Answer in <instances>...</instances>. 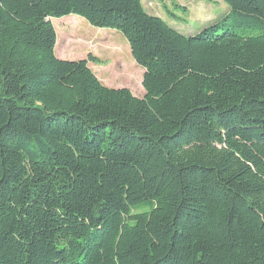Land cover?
I'll use <instances>...</instances> for the list:
<instances>
[{
    "label": "trees",
    "instance_id": "16d2710c",
    "mask_svg": "<svg viewBox=\"0 0 264 264\" xmlns=\"http://www.w3.org/2000/svg\"><path fill=\"white\" fill-rule=\"evenodd\" d=\"M222 1L187 37L141 0H0V264H264V0ZM69 15L143 97L55 56Z\"/></svg>",
    "mask_w": 264,
    "mask_h": 264
},
{
    "label": "rangeland",
    "instance_id": "374dc122",
    "mask_svg": "<svg viewBox=\"0 0 264 264\" xmlns=\"http://www.w3.org/2000/svg\"><path fill=\"white\" fill-rule=\"evenodd\" d=\"M141 4L147 14L161 18L187 37L221 19L228 10L222 0H141ZM51 22L56 32L54 54L58 59L72 61L91 56L88 67L104 86L128 89L134 96L143 97V70L133 61L120 33L90 26L74 15ZM62 53L63 57L57 56Z\"/></svg>",
    "mask_w": 264,
    "mask_h": 264
},
{
    "label": "crops",
    "instance_id": "0c3cea01",
    "mask_svg": "<svg viewBox=\"0 0 264 264\" xmlns=\"http://www.w3.org/2000/svg\"><path fill=\"white\" fill-rule=\"evenodd\" d=\"M226 12H227V11H226ZM57 56L61 58V57H63V53H62L61 55H57Z\"/></svg>",
    "mask_w": 264,
    "mask_h": 264
},
{
    "label": "water",
    "instance_id": "95a60500",
    "mask_svg": "<svg viewBox=\"0 0 264 264\" xmlns=\"http://www.w3.org/2000/svg\"><path fill=\"white\" fill-rule=\"evenodd\" d=\"M67 61H71V60H67Z\"/></svg>",
    "mask_w": 264,
    "mask_h": 264
}]
</instances>
